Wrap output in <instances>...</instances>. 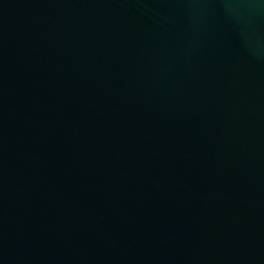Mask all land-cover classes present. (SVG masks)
<instances>
[{
	"label": "water",
	"instance_id": "95a60500",
	"mask_svg": "<svg viewBox=\"0 0 264 264\" xmlns=\"http://www.w3.org/2000/svg\"><path fill=\"white\" fill-rule=\"evenodd\" d=\"M0 264H264V0H0Z\"/></svg>",
	"mask_w": 264,
	"mask_h": 264
}]
</instances>
